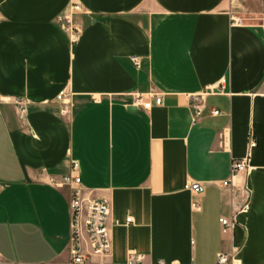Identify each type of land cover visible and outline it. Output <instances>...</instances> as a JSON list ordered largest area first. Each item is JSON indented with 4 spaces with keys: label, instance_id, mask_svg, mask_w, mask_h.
Returning <instances> with one entry per match:
<instances>
[{
    "label": "crops",
    "instance_id": "crops-1",
    "mask_svg": "<svg viewBox=\"0 0 264 264\" xmlns=\"http://www.w3.org/2000/svg\"><path fill=\"white\" fill-rule=\"evenodd\" d=\"M73 4L75 46L55 23ZM253 16L264 18V0H0V264L70 262L72 192L51 180L74 163L83 198L111 207V252L89 264L131 253L142 264H264V22ZM209 89L196 121L192 98ZM155 95L162 105L145 109ZM221 218L234 222L228 233Z\"/></svg>",
    "mask_w": 264,
    "mask_h": 264
},
{
    "label": "built area",
    "instance_id": "built-area-1",
    "mask_svg": "<svg viewBox=\"0 0 264 264\" xmlns=\"http://www.w3.org/2000/svg\"><path fill=\"white\" fill-rule=\"evenodd\" d=\"M83 11L79 4H73L68 10L59 15L55 21L56 25L67 37L72 46L79 44L84 34L83 27L75 21V16ZM234 25L241 26L243 21L241 19H234ZM132 61L136 68L141 69L143 62L139 57H133ZM225 88L220 89L224 92ZM214 94L213 89L206 90L200 97L192 98L190 104L194 111V119L197 121L205 112V98ZM66 91H62L59 99L63 100L68 97ZM142 97H136V104L141 105ZM6 103L0 98V104ZM163 103V98L160 95H155L153 100L142 103L145 109L152 108L153 104L160 106ZM16 107L18 117L21 121H25L28 115V104L20 98L12 101ZM62 114H69L68 108L62 109ZM212 116H219L220 112L212 111ZM228 137H226L227 140ZM256 141L253 136H250L249 147L253 149L256 147ZM250 154L241 160H234L231 165L232 177L239 175L249 170ZM51 185L57 188L68 187L71 189L72 196L70 200V210L72 213V236L70 241L69 255L70 262L68 264H89L92 258L100 260L105 259L111 252V237L108 228V222L111 213V207L106 200H91L86 201L83 198V191L81 188L80 167L74 163L71 167L70 173L63 176L60 180L52 179ZM232 180L223 182L222 187L225 189H232ZM190 189L198 195H203L206 192L207 186L201 183H194ZM197 208V204L194 205ZM131 222V219H128ZM220 224L223 233H228L234 226V222L227 218H221ZM84 234L87 237V244L85 245ZM87 247V248H86ZM89 250V251H88ZM1 260V254H0ZM143 257L135 253L129 255L127 264H142ZM229 256L222 255L219 259V264H228Z\"/></svg>",
    "mask_w": 264,
    "mask_h": 264
},
{
    "label": "rangeland",
    "instance_id": "rangeland-1",
    "mask_svg": "<svg viewBox=\"0 0 264 264\" xmlns=\"http://www.w3.org/2000/svg\"><path fill=\"white\" fill-rule=\"evenodd\" d=\"M230 2H231V5L239 7L242 3V0H230ZM251 21L264 22V18L261 20L258 17L253 16L251 17Z\"/></svg>",
    "mask_w": 264,
    "mask_h": 264
}]
</instances>
